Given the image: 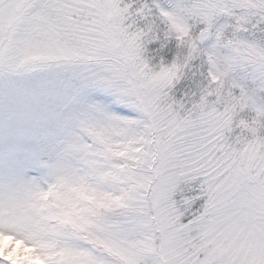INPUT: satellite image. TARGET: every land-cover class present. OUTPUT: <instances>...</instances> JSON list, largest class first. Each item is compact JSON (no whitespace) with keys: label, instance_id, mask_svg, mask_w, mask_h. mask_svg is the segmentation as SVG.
<instances>
[{"label":"snow or ice","instance_id":"obj_1","mask_svg":"<svg viewBox=\"0 0 264 264\" xmlns=\"http://www.w3.org/2000/svg\"><path fill=\"white\" fill-rule=\"evenodd\" d=\"M0 264H264V0H0Z\"/></svg>","mask_w":264,"mask_h":264}]
</instances>
